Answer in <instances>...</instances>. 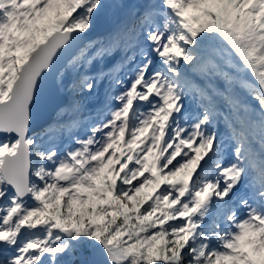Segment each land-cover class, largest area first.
I'll list each match as a JSON object with an SVG mask.
<instances>
[{
	"label": "snow or ice",
	"instance_id": "snow-or-ice-1",
	"mask_svg": "<svg viewBox=\"0 0 264 264\" xmlns=\"http://www.w3.org/2000/svg\"><path fill=\"white\" fill-rule=\"evenodd\" d=\"M77 255L264 264V0H0V264Z\"/></svg>",
	"mask_w": 264,
	"mask_h": 264
},
{
	"label": "water",
	"instance_id": "water-1",
	"mask_svg": "<svg viewBox=\"0 0 264 264\" xmlns=\"http://www.w3.org/2000/svg\"><path fill=\"white\" fill-rule=\"evenodd\" d=\"M103 20V21H102ZM105 17L100 13L98 17L96 18L95 24L99 23V21L105 23V29L103 32H106L109 30V24L107 19L105 20ZM94 24V26H95ZM93 35V34H92ZM76 49L70 50L68 53H65L60 60L57 61L56 69L53 70L52 74L46 77L44 82V92H45V106L42 113L41 119L37 122V124H34L33 126V132L38 130L42 127L43 124L49 122L52 118L53 113L57 110L58 106L61 104V102L65 99V97H62L59 93V86H57V73L62 70V68L67 64V61L69 57L75 53Z\"/></svg>",
	"mask_w": 264,
	"mask_h": 264
},
{
	"label": "rangeland",
	"instance_id": "rangeland-1",
	"mask_svg": "<svg viewBox=\"0 0 264 264\" xmlns=\"http://www.w3.org/2000/svg\"><path fill=\"white\" fill-rule=\"evenodd\" d=\"M104 2L105 3H107V4H112V3H115V2H117V0H104ZM112 9L111 8H107V9H105V10H102V14H103V16L104 15H106L107 16V18H108V20H110V18H111V15H112ZM101 27H105V23L103 22L102 24H101ZM97 31L95 30V35H94V37H97V38H102L103 36H98L97 34ZM62 71H64V72H66V76H65V80H64V83H66V80H67V78H68V80L70 81L71 79H73L74 78V76H75V72H74V70L73 69H71V68H68L67 67V64L65 65V67L62 69ZM61 71V72H62ZM57 81H58V86H60L59 87V91L61 92V93H64V94H67L68 95V90L67 89H65L63 86H61L60 85V82H59V78L57 77ZM102 89L103 88H101L100 89V91H99V94L98 95H96V96H93V97H91L90 98V104H89V108L90 109H94L95 110V106H97L98 105V103L99 102H101V100L104 98V93H102L101 94V91H102ZM66 95V96H67ZM68 97V96H67ZM254 103V102H253ZM101 110H102V108H101ZM55 114H56V112H54L53 113V119L55 118ZM86 115H90V116H95L96 114L95 113H92V111L90 112V113H86ZM43 128H45V127H43ZM42 128V129H43ZM220 129H221V131L223 130V123H221V125H220ZM39 130H41V129H39ZM38 130V131H39ZM38 131H34V132H32L31 134H33V135H36V133L38 132ZM45 140L47 141V137H45ZM55 144H56V141H51V142H48V143H46L45 144V146L46 147H49V146H55ZM224 147L227 149L229 146H228V144L227 143H225L224 144ZM229 152H230V149H229ZM240 189H241V192L239 193V195L238 196H247L248 194H249V189L248 188H246L244 185L242 186V187H240ZM233 206H236L235 204L233 205ZM238 211H240V209L238 208L237 209ZM212 225H213V227H214V221L212 222ZM212 228V227H211ZM210 227L208 228V229H211ZM77 257H79V255H77ZM86 258V257H85ZM79 259H80V257H79Z\"/></svg>",
	"mask_w": 264,
	"mask_h": 264
},
{
	"label": "bare ground",
	"instance_id": "bare-ground-1",
	"mask_svg": "<svg viewBox=\"0 0 264 264\" xmlns=\"http://www.w3.org/2000/svg\"><path fill=\"white\" fill-rule=\"evenodd\" d=\"M109 23H110V20H109ZM95 29H96V28H95V26H94L93 29H92V31H94ZM97 30H98V28H97ZM68 82H69V80H68V78H67L65 85H66ZM57 83H58V81H57ZM58 84H59V83H58ZM59 87H60V86H59ZM64 88L67 89L66 87H64ZM59 93L61 94L62 97H65V99H66L67 96H68L67 94H64V93H61V92H59ZM66 95H67V96H66ZM101 111H102V110H101ZM96 114H97V112H96ZM52 121H53V120H52ZM49 124H50V123H49ZM47 126H48V124H46L44 127H47ZM38 130H39V129H38ZM38 130H36V131H38ZM36 131H35V132H36ZM242 186H243V185H242ZM242 186H241V187H242ZM236 192H237V194L239 195V193L241 192V189L239 188V190H237ZM212 222H213V219L210 221V223H212ZM211 227H213V225L210 226V228H211Z\"/></svg>",
	"mask_w": 264,
	"mask_h": 264
},
{
	"label": "trees",
	"instance_id": "trees-1",
	"mask_svg": "<svg viewBox=\"0 0 264 264\" xmlns=\"http://www.w3.org/2000/svg\"><path fill=\"white\" fill-rule=\"evenodd\" d=\"M76 264H80V259H79V257H77Z\"/></svg>",
	"mask_w": 264,
	"mask_h": 264
}]
</instances>
